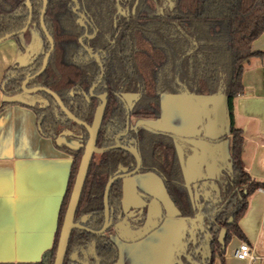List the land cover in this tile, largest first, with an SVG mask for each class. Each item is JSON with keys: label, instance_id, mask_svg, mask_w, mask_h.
Instances as JSON below:
<instances>
[{"label": "trees", "instance_id": "1", "mask_svg": "<svg viewBox=\"0 0 264 264\" xmlns=\"http://www.w3.org/2000/svg\"><path fill=\"white\" fill-rule=\"evenodd\" d=\"M24 0H0V35L22 27L23 14H16ZM79 0L82 8L96 28L95 35L86 40L92 48L107 52L103 81L108 91L107 105L102 123L109 118L123 119V111L113 92L140 93L132 114L138 117L159 118L160 96L171 91L170 83L175 72V60L180 59V76L188 89L195 94L209 95L221 88L227 96L229 110L230 173L222 178L225 203L220 213L226 228V244L232 235L245 239L238 220L247 207V198L264 183L252 179L241 160L242 132L233 126L232 101L244 91L241 76L243 63L253 56L264 57V51H253L252 42L264 31V0ZM31 25L39 27L36 11L40 0H31ZM70 0H47L44 22L52 32L54 51L45 70L29 85H44L58 94L63 103L79 119L91 123L97 99L86 105L81 93L88 89L98 70L95 61L84 64L73 58L80 44L83 27L76 22ZM124 10L125 13H122ZM22 50V44L18 45ZM191 48V52L186 51ZM43 58L36 59V68ZM29 65L16 68L20 76L4 85V93L20 86ZM23 72V73H22ZM75 87L71 105L68 92ZM43 105L35 102L4 100L0 112L11 105L32 109L40 118L39 129L49 137L55 148L72 156L65 194L59 206L57 226L51 246L42 258L32 264H53L59 233L70 192L83 153V146L72 149L57 144L55 136L68 129L85 135L83 126L74 122L65 124L54 116L53 99L43 93ZM99 128L97 144L100 142ZM141 144L150 163L164 176L169 196L184 215L191 214V199L183 184L181 162L173 147L153 129L140 125ZM170 138V137H169ZM117 150L94 155L89 163L86 178L78 201L77 211L97 209L101 205L102 191L108 174L121 157ZM122 158V157H121ZM214 235V256L223 263L224 249Z\"/></svg>", "mask_w": 264, "mask_h": 264}, {"label": "flooded vegetation", "instance_id": "2", "mask_svg": "<svg viewBox=\"0 0 264 264\" xmlns=\"http://www.w3.org/2000/svg\"><path fill=\"white\" fill-rule=\"evenodd\" d=\"M25 1L26 0L22 2V7L16 11V14L24 15V21H23L22 27L25 25L28 19V15H29V8L25 4ZM40 1H41V6L36 11L37 16H38V21H39V27H36L33 24L31 25L32 18H33V8H32V3L30 0L31 21L28 27L26 28L25 31L6 39V40L13 41V43L16 46L19 58L13 61V63L8 67V69L5 71L3 75L2 82H1V89L3 93H4L3 91L4 85L6 84V82L20 76V72L16 71V68L18 66L30 64V66L27 67L26 71L24 72V78L27 74L30 75V74L37 72L42 65L45 53L49 49V43L40 25V14H41V9L43 5V1L42 0ZM70 1L72 3L71 10L76 15V22L80 26L83 27V32L79 36V38L82 37L84 34L86 35L85 37L82 38L81 42L79 41V38H78L80 47L78 51L76 52L73 60L74 62L79 63V64H84V63H87L93 60L96 62L97 67H98V70L96 71V75L94 76V79L88 89V92L81 91V93L84 97V101L86 105L90 104L92 98L97 99V104L95 106V109L97 105L101 102V99L99 97L104 95L106 99V104H105V107H106L107 99H108V91L106 88V84L103 81V77H104V71H105V64L107 60V52L106 50L102 48H92L86 43L87 39H90L95 35L96 28L94 27L92 20L88 17L86 12L82 8L79 0H70ZM167 4L169 7H172L173 1L167 0ZM46 7H47V3H46ZM45 11H46V8H45ZM45 11H44V14H45ZM121 11L122 13H125L124 10H121ZM80 14H82L83 16L81 17ZM43 21H44V15H43ZM44 24L48 32L52 35V32L47 28V25L45 22ZM32 27L37 30V32L39 33V36L37 37L33 36V38H30V37L27 38V36H25L24 33H27L28 30ZM13 31H16V30H13ZM7 32H11V31H5L1 33L0 36H2L4 33H7ZM22 36H25V37L23 38ZM19 43H21L23 46L21 51L19 50V47H18ZM82 44L85 45L86 48L90 50V53L86 50V48L82 46ZM189 52H191V48L186 51V54ZM41 53H43L42 62L40 66L36 68V59ZM51 55L49 56V59ZM94 55H96L98 59H96ZM80 57H82V59H79ZM181 58H183V56ZM181 58L175 60V72L173 75V79L170 83L171 91L168 93H173V94L178 93V91L181 90L182 84L187 87L185 81H183V79L180 76ZM49 59H48V62H49ZM100 64H102L103 66V73H102L101 78H100V75H101ZM45 68L42 70V72L45 70ZM40 74H38L37 76H39ZM22 81H21V84H22ZM29 82L26 85L28 88L34 87V86L46 87L40 84L30 86ZM21 84L19 87L11 91H8L4 94L7 96H15L19 94H22V95L32 94V96L31 95H28V96L33 98V103L38 102L39 104L43 105L44 98L39 93L43 92L49 95L48 93H46L45 91H35V92L23 91L21 90ZM92 87L93 89L91 91ZM74 90H75V87L71 88L68 92V95L70 97L69 103L71 105L74 104L73 98H72ZM113 94H114L115 100L117 101V103L119 104V106L121 107L123 111V119L118 120L115 118H109L105 122L102 123V118H103V114L105 111V107H104L102 118H101L98 130H97L96 143H95L97 148H101L103 150L101 152H94L90 158V161L94 155L107 153L108 151H112V150H117L118 152H120L122 154L121 155L122 158L121 157L119 158V161H117L115 168L108 174L106 178L103 191H102V199H101L100 207H98L97 209L90 208L85 211H77V206H78V203H77L73 221L82 225V227L84 228L82 229L75 228L71 230L68 240H67L63 264H128V261H130L131 264H138L141 261L140 258H142L143 255L145 254H146L145 261L147 262L146 264H166L169 261V255H170V246L167 242L168 241L167 238L165 236L155 237L154 235H152V233L156 230L154 229L150 231L149 233H147L146 235L140 238H137L135 240V238L137 237L135 235V232L144 225L146 218H147V209L149 205L151 204L152 199H157L158 201H160L158 198L154 196V194H157L156 193L157 191L155 190V184H154L156 182H154L155 181L154 179H156V181L159 179V181L161 182L163 186V192H162L163 195L168 196V198L170 199L174 207V211H168V209L160 201L163 207L164 217L158 227L163 225V223L166 221L167 214L170 212L171 213L173 212L174 216L177 218L194 217L197 214V208L194 206V203H193L192 189L187 187L184 181V178H183V174H182L183 184L186 190L188 191L190 195V199H191V214L188 216H185L184 210L181 207H178L176 203L173 201V199L169 196L167 189H166V182H165L164 176L160 173V171L156 167H154L150 163V160L146 156V153L144 152V149L142 147L140 134H139L140 133L139 127L142 121H138V119H148V118L138 117L132 114V111L135 105L140 99V93L129 94V93H125L122 91H115L113 92ZM164 94H167V93H163L161 94V96ZM161 96H160V106H161ZM53 105H54V116L58 121H60L63 124H65L68 121L74 122L65 117V115L61 112V110L55 105L54 100H53ZM64 106L66 107L65 104ZM95 109H94V113H95ZM72 113L75 115L74 112ZM94 113H93V117H94ZM127 114H128V117H127ZM36 119H37V125L39 129L40 118L36 117ZM85 123L88 125H91L92 121L90 124L87 122ZM78 125H81V124H78ZM101 126H102V131L100 135L102 139L97 144L98 131ZM84 129L86 131V136L85 135L80 136L78 134L73 133L72 131L68 129H63L55 136V141L57 144L66 145L65 143H58V138H60L61 136L70 137L78 141V145L76 147H70V148L78 149L81 146H83V152H84V148L88 140V131L85 127ZM39 132H40V129H39ZM154 132L165 137V139L168 141L167 143H170L171 145L173 144L172 145L173 150L178 156L179 160L181 159V157L190 153V151L187 150L186 148L178 147V144L182 145L183 142L180 139L176 138L175 135L171 132V130L158 129V130H155ZM133 149H135L136 153L138 154V157L140 160L139 166L137 164L136 157L133 153ZM226 174H229V172L227 168L224 167L223 169L220 170V172L217 174L215 178V181L220 188V200L216 197V195H213L211 198V202L207 204L205 207H203L202 209L201 213L202 215H204L202 222L199 223L198 220H195L194 223H189V227L191 228L192 233H193L192 237H188V240L187 238L181 239L180 236H175L173 238L174 241L177 240L175 242L178 245L180 244V242H183L185 239V242L187 243V247L184 253L179 252L178 257L173 261L172 264H214L215 256L213 252L216 246L214 245L213 242H214L215 231L219 227L220 229L224 227L223 219L221 218L220 213L223 210L224 203L226 202L224 199V193H222V188H223L222 178L225 177ZM114 175H116L117 178L114 181H112V183L109 186V190L107 194V202L105 204L104 203L105 186L108 180ZM201 199L202 198H200L199 203H201ZM64 216H65V213H64ZM63 220H64V217H63ZM62 224H63V221H62ZM200 224H201V227H200ZM117 225L119 226V232L122 236L118 235L116 231L114 230V227ZM103 227H106V228L103 231L96 233V231H99ZM199 227L201 229H199ZM219 231L217 232V235H216L217 241H218ZM186 236H188L187 233H186ZM140 253L142 255L138 256V254ZM187 256L190 257V261L187 260Z\"/></svg>", "mask_w": 264, "mask_h": 264}, {"label": "crops", "instance_id": "3", "mask_svg": "<svg viewBox=\"0 0 264 264\" xmlns=\"http://www.w3.org/2000/svg\"><path fill=\"white\" fill-rule=\"evenodd\" d=\"M253 51H264V31L252 42ZM19 58L13 41L0 43V104L4 100L33 103L28 95L7 96L1 82L5 71ZM244 91L232 101L233 126L242 132L241 160L252 179L264 183V57L253 56L243 63ZM32 96V95H31ZM175 109L166 94L161 96L160 117L138 119L169 124ZM58 143L76 147L78 141L61 136ZM72 157L54 147L41 135L34 111L11 105L0 112V264H32L51 246L57 226L59 206L65 194ZM154 194L170 210L159 179ZM261 188V187H260ZM152 235L162 237L175 217ZM238 227L245 239L232 235L224 243L223 263L264 264V191L255 190L247 198V207ZM240 241L252 246L256 260L237 259L233 252Z\"/></svg>", "mask_w": 264, "mask_h": 264}, {"label": "water", "instance_id": "4", "mask_svg": "<svg viewBox=\"0 0 264 264\" xmlns=\"http://www.w3.org/2000/svg\"><path fill=\"white\" fill-rule=\"evenodd\" d=\"M42 1L43 5L40 14V25L49 43V49L45 53L40 69L33 74H27L25 76L21 84V90L26 92L45 91L53 98L55 105L61 110V112L67 119L83 125L88 131V140L86 142L84 152L82 154L75 176L53 260V264H63L67 240L71 230L75 228H84L82 227V225L73 221L74 213L85 180L90 158L94 152H101L103 150L101 148H97L95 143L97 130L106 104V99L104 95L99 97L101 99V102L95 109L91 125H88L75 117V115L64 106L58 95L52 90L43 86H34L29 88L26 86L31 79L40 74L46 67L49 56L54 49L53 37L46 29L43 21V15L47 1ZM25 4L29 8V15L25 25L19 30L4 33L2 36H0V42L25 31L28 27L31 21L30 0H26ZM80 15L81 17L83 16L82 14ZM85 36L86 35L84 34L82 37H80L79 41L81 42L82 38ZM82 46L86 48L85 45L82 44ZM86 50L90 53V50L88 48H86ZM94 57L98 59L96 55H94ZM100 70L101 78L103 73L102 64H100ZM92 89L93 87L91 88V91ZM174 96L178 103H180V107L185 110L186 114L182 115V118L180 119L181 124L184 126L182 127V131L171 132L175 135L176 138L180 139L183 142L182 145L178 144V147L186 148L190 151L189 154L181 157L180 162L184 181L187 187L192 189V198L194 206L197 208V214L194 217H171L172 221L175 222H171L165 234L163 235L167 238V242L170 246L169 261L166 264H172L173 261L178 257L179 252H185V249L187 247L185 239L187 238L188 240V237H192L193 234L191 228L189 227V223H194L195 220H198L199 223L202 222V219L204 217V215H202L201 213L202 209L211 202V198L213 195H216V197L220 200V188L215 181L217 174L224 167H226L228 172L230 173L229 155L227 157L223 150L224 137L229 132L230 126L229 110L227 96L223 93L222 89L218 88L214 93L209 95H200L190 91L185 85L182 84L181 90H179L178 93L174 94ZM165 124L166 123H141V125H144L153 130L163 129L160 127V125ZM133 153L139 166L140 160L135 149H133ZM116 178V175L111 177L105 186V204L107 202L109 186ZM200 198H202L201 203H199ZM163 217L162 204L157 199H152V202L147 209V218L144 225L135 232V235L137 236L135 240L146 235L150 231L157 229L159 224L163 220ZM166 218H169V216H167ZM200 227L199 229H201ZM105 228L106 227H103L99 231H96V233L103 231ZM114 230L118 235L122 236L119 232L118 225L114 227ZM186 233L188 234V236H186ZM225 235L226 228L222 227L219 231L218 241L222 244L223 248ZM175 236H180L181 239H185L178 245L175 242L177 240H173ZM187 260L190 261L189 256H187Z\"/></svg>", "mask_w": 264, "mask_h": 264}, {"label": "rangeland", "instance_id": "5", "mask_svg": "<svg viewBox=\"0 0 264 264\" xmlns=\"http://www.w3.org/2000/svg\"><path fill=\"white\" fill-rule=\"evenodd\" d=\"M24 34H25V36H27V38H29V37L33 38V36H36V37L39 36V33L37 32V30L33 27L30 28L28 30V32L24 33ZM25 36H22V37L24 38ZM27 42H28V40H27ZM79 59H82V57H80ZM27 95H32V94H27ZM166 97L170 98L171 104L173 105V107H175V109L172 111L171 119H169V124L160 125V127L163 129H169L171 131H182V127H184V126L181 124L180 119L182 118V115L186 114V112L182 107H180V103H178V101L176 100L173 93H167ZM230 146H231V137H230V133L228 132L227 135L224 137V147H223L224 153L227 157L230 153ZM154 180H155L154 182H156L154 184L158 188L159 185H158L156 179H154ZM164 198L167 201V203L169 204L170 210L174 211V207L172 205V202L168 198V196L166 195V196H164ZM140 255H142V254L141 253L138 254V256H140ZM145 255H143V257L140 258L141 261L138 264H146L147 263L145 261L146 260ZM128 264H131V262L128 261Z\"/></svg>", "mask_w": 264, "mask_h": 264}, {"label": "built area", "instance_id": "6", "mask_svg": "<svg viewBox=\"0 0 264 264\" xmlns=\"http://www.w3.org/2000/svg\"><path fill=\"white\" fill-rule=\"evenodd\" d=\"M259 189L264 191V188L262 187H259ZM233 254L237 259L245 260L247 262H253L257 258L252 246H250L246 241H240L234 249Z\"/></svg>", "mask_w": 264, "mask_h": 264}]
</instances>
